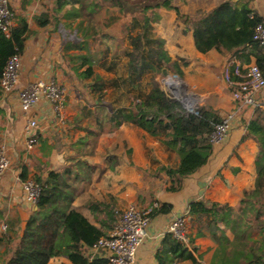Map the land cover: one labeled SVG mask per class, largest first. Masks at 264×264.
Returning a JSON list of instances; mask_svg holds the SVG:
<instances>
[{"label":"crops","instance_id":"obj_1","mask_svg":"<svg viewBox=\"0 0 264 264\" xmlns=\"http://www.w3.org/2000/svg\"><path fill=\"white\" fill-rule=\"evenodd\" d=\"M226 1L237 8L247 6L264 18V0H174V4L182 14L198 16ZM11 6L14 22L23 16L30 27L20 54V87L41 78L56 77L62 82V63L69 59L77 63L75 70L82 76L85 67L81 65L80 55L87 54L82 51L88 50V44L91 41L107 43L108 39L114 42L119 37L116 33L101 32L100 26L94 23L101 9L96 0H11ZM159 14L152 31L164 39L165 48L174 58L187 60L182 66L186 81L195 87L203 85L199 81L203 76L212 84L204 91L202 107L212 110L220 119L236 112L225 140L212 144L208 162L186 176L181 187L172 188L173 180L163 166L177 167L181 155L167 143L170 137L154 136L129 122L115 130L90 133L88 128L96 126L94 106L84 98L75 100L70 88L65 122L58 120L46 98L25 112L16 94L0 93V145L6 144L11 158L10 167L0 176V264H8L15 256L26 220L36 208L26 200L23 174L35 181L47 178L52 170L67 171L69 188L74 195L72 207L102 227L107 235L121 212L130 205L152 210L149 235L138 249L135 264H159L157 253L167 252L163 240L172 217L178 213L186 214L190 249L203 264L218 263L222 255L221 239L234 240V233L223 222L207 213L191 214L189 206L196 200L238 206L244 191L255 187L259 145L247 135V125L255 115L256 105L235 99L223 76L229 60L236 58L243 62L234 52L217 48L198 50L192 28L178 17L175 8L162 7ZM41 20L46 23L41 24ZM104 26L109 28L112 24ZM127 27L128 24L126 46L130 35ZM129 27L131 33L136 32ZM257 51L264 53L260 48ZM115 56H122V52ZM254 62H257L256 56L250 54V62L244 64ZM95 71L104 77L108 72L116 75L113 70L101 72L95 68ZM86 79H89L86 88L91 92L92 78ZM257 100L264 108V88ZM30 118L39 121L38 128L31 132L28 130ZM30 134L36 138L31 149L27 146ZM83 163L91 165L86 177L78 174L80 168L86 167ZM162 204H167L169 210L155 212ZM85 251L90 254L88 248ZM63 263L73 264L66 255L52 257L48 262ZM172 264L193 263L185 259Z\"/></svg>","mask_w":264,"mask_h":264},{"label":"trees","instance_id":"obj_2","mask_svg":"<svg viewBox=\"0 0 264 264\" xmlns=\"http://www.w3.org/2000/svg\"><path fill=\"white\" fill-rule=\"evenodd\" d=\"M113 4L130 18L127 27L130 32L129 44L124 46L122 56H115L116 52L113 54L115 58L109 61L106 60L109 50L101 49L93 55H80L81 65L85 67L81 75L92 78L89 87L94 98L92 103L96 126H91L88 131H111L129 122L154 136L170 137L167 143L177 148L181 161L177 167L163 168L173 180L172 188L181 187L186 176L208 162L212 144L207 139L221 119L204 107H198L196 112L188 111L179 100L169 96L154 78L156 73L167 72V65L182 74L181 62L187 64L184 58H174L165 48L164 39L153 33L152 24L160 19L159 9L175 8L178 11V17L192 28L195 45L201 52L211 48L234 52L241 58L242 64L250 62V54L256 56L257 63L264 61V53L257 51V48H262L252 39L255 26L264 18L247 6L237 8L228 1L198 16L182 14L174 0H113ZM45 23L46 20H41V24ZM129 26L136 32L131 33ZM29 30V22L23 16L14 22L10 35L0 29V77L8 59L13 54L23 52ZM97 63L107 71L113 70L116 75L109 78L97 73ZM149 73H152V77L148 85L145 83L143 86ZM121 85L133 94L129 104L116 105L114 101L104 99V91L108 87L118 89ZM247 135L259 145L255 160V187L244 191L238 206L204 200L193 201L189 206L191 214L212 215L234 233L233 241L227 238L226 241L220 240L222 255L217 264H264L263 107L256 106L255 115L247 125ZM83 164L86 167L80 168L78 174L86 177L91 165ZM23 179H28L25 173ZM35 181L42 187V192L35 204L36 208L26 220L20 247L8 264H48L52 257L58 255H66L73 264H105L106 258L90 257L85 248L93 246L107 232L72 207L74 195L69 188L67 171L52 170L47 178ZM166 206L162 204L155 208V212L168 211ZM163 247L167 248V252L158 251L159 264H172L185 259L191 260L193 264H203L188 246L171 233H166Z\"/></svg>","mask_w":264,"mask_h":264},{"label":"built area","instance_id":"obj_3","mask_svg":"<svg viewBox=\"0 0 264 264\" xmlns=\"http://www.w3.org/2000/svg\"><path fill=\"white\" fill-rule=\"evenodd\" d=\"M14 19L11 0H0V29L5 34L10 35ZM252 39L264 50V21L255 26ZM21 66L20 54H13L8 59L0 77L1 92L4 95L16 94L20 107L25 112H29L43 98H46L58 120L65 122L67 119V88L55 77L41 78L27 86L20 87ZM223 76L235 99L245 104L261 106L257 100V95L264 88V61L261 64L257 62L242 64L236 58H232L227 62ZM192 112L196 111L192 110ZM235 117L236 112H230L217 122L208 136V142L211 144L223 142ZM38 126L37 118L29 119L28 130L30 132ZM35 142L34 134H30L27 140L28 148L31 149ZM10 165L11 158L7 152L6 144H1L0 176L5 173ZM23 187L26 200L30 204H36L42 192L40 184L27 179L23 181ZM151 212L150 208H140L136 205H130L124 209L110 233L101 236L93 246L88 247L90 252L88 255L106 258L105 264H135L138 249L149 235L152 223ZM166 233H171L189 249L191 248L188 220L184 212L172 217Z\"/></svg>","mask_w":264,"mask_h":264},{"label":"rangeland","instance_id":"obj_4","mask_svg":"<svg viewBox=\"0 0 264 264\" xmlns=\"http://www.w3.org/2000/svg\"><path fill=\"white\" fill-rule=\"evenodd\" d=\"M96 1L99 2V4H101V9L99 12H97L96 20L94 21V23L97 24V26H100L101 32L103 33L107 32L108 34L116 33L118 34L119 37L114 42L113 40H110V39L107 40V43L105 41H102V42L95 41V43H92L91 41V44H88L89 46V48H87L88 50H84L82 52L83 53L87 52L93 55L94 51L97 52L101 49L109 50L108 53H106L107 55L106 60L109 61L111 60L110 56H112L111 58H115L113 54H116V52L117 54H119L124 49V46H126L127 40L125 37L126 36L125 27L129 23L130 18L129 16L124 15V13H121L118 7L116 6L114 7L113 0H96ZM86 18L88 22L91 21L89 20L90 19L89 17H86ZM109 24H112V26L109 28H106L104 26V25L107 26ZM117 44L118 46H116ZM62 64H63L61 68V74L63 76L62 82H65V84L60 82L59 79H57L56 77L55 78L67 88V93L70 88L69 92L75 98V100L79 98H84L88 102L92 103L94 98L91 96L90 92H88L86 88L89 79H86L80 76V74H78V72L75 70V66L77 65V63L69 59V60H64ZM181 64L183 66V62H181ZM167 66H169L167 72L162 71V72L156 73L154 78L156 79V81H158L160 87L163 90H165L169 96L174 97L177 100H179L188 111H190L189 108L191 110L197 111L198 107H202V105L204 104V101H203V98L205 95L204 91H206V89H209L207 87L208 86L211 87L212 84L208 81V78L206 77L204 78L203 76H200L199 79L201 80L199 81H202L203 85L199 84V86L195 87L193 83H188L186 81L185 75H183V73L179 74L175 71V68L173 66L171 65H167ZM95 68L101 72H105V70L103 69L104 67H102L98 63L96 64ZM108 73H106L105 76L109 78L114 77L113 74L111 73L108 74ZM151 77H152V73H149L144 79L143 86L145 85V83L148 85ZM171 84L173 85V88L174 87L179 88V86L181 87V96L179 95L178 92H176L170 86ZM146 87L147 86H145L144 88ZM104 92H105L104 99L110 102L114 101L116 105L129 104L131 100L133 99V94L130 93L126 89V87L125 86L123 87L122 85L118 89L110 86ZM0 93H2L1 90H0ZM193 94H195V96ZM182 97L186 98L187 101L189 102L194 101L192 107L187 106Z\"/></svg>","mask_w":264,"mask_h":264},{"label":"bare ground","instance_id":"obj_5","mask_svg":"<svg viewBox=\"0 0 264 264\" xmlns=\"http://www.w3.org/2000/svg\"><path fill=\"white\" fill-rule=\"evenodd\" d=\"M172 88H173V85L171 84L170 85ZM176 92H178L179 93V95L181 96V87L179 86V88H173ZM183 98V97H182ZM183 100H184V102H185V104L187 105V106H189V107H192V105H193V102H189V101H187V99L186 98H183Z\"/></svg>","mask_w":264,"mask_h":264},{"label":"water","instance_id":"obj_6","mask_svg":"<svg viewBox=\"0 0 264 264\" xmlns=\"http://www.w3.org/2000/svg\"><path fill=\"white\" fill-rule=\"evenodd\" d=\"M189 108V107H188ZM190 111H192L190 108H189Z\"/></svg>","mask_w":264,"mask_h":264}]
</instances>
